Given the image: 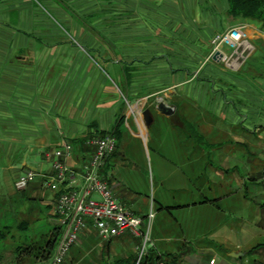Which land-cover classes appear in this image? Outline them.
I'll use <instances>...</instances> for the list:
<instances>
[{
    "label": "crops",
    "instance_id": "crops-1",
    "mask_svg": "<svg viewBox=\"0 0 264 264\" xmlns=\"http://www.w3.org/2000/svg\"><path fill=\"white\" fill-rule=\"evenodd\" d=\"M7 1L0 3V9L2 6L4 8L3 4ZM68 1L74 10L83 12L81 19L89 22L87 27L90 29L93 25L90 22L93 19L102 18L100 14L106 8L105 3L108 0ZM111 1L114 3V10L116 7L120 14H127L125 16L129 17L125 21L131 24V35L219 29L225 23H228V27L225 28L235 26V17L229 12L228 0ZM57 11L62 15L67 14L60 8ZM123 16L120 18L122 19ZM67 20L70 21L68 17ZM3 25L5 24L0 20V30ZM243 25H245L244 31L247 34L248 43L250 41L248 32H256L258 34L256 40L262 39L264 42V26H256L248 21L243 22ZM255 46V48L258 47L256 42ZM222 51L227 56L226 50L222 49ZM39 77L33 70H23L14 65L10 58L0 57V130L3 129L2 124L10 130L17 129L20 125L18 124V113L26 114L25 126L33 129L31 136L21 144L24 156L19 155L20 142L17 141L16 136L12 134L6 138L0 131V177L2 179L0 183V231L3 232L0 236V264H3V258L10 256L12 264H21L16 260V253L17 248L24 245L25 234L28 231L25 230V226L31 229L36 222L45 221L47 223L42 227L35 226V232H40L42 236L49 238L59 225L55 211L56 195L47 190L40 180L31 183L25 191H19L14 186L16 179L23 173L22 169L28 168L48 176L53 175L52 160L48 159L47 153L55 152L63 141L60 138L62 129H59L58 114L54 117L56 123L50 121L55 100L54 94L47 87L45 88V83L41 84L38 81ZM171 77H174V73ZM192 82V78L184 77L178 81L177 86L182 87ZM207 95L210 94L207 93ZM238 95L229 91L222 92L220 99L216 101L217 104L207 102V99L202 100L201 95L202 107L198 106L201 109L200 116H206L207 112L213 110L218 116L217 119L225 123L229 119L231 124L217 125V121H209V117L203 118V126L198 132L192 123V110L185 102L190 96L185 92L175 93L168 101L165 100V110L160 109V105L154 107V111L147 110L149 116L143 115V119L141 117L138 119L137 110L130 108L131 112L126 113L125 118V124L127 123L128 127H121L123 137L117 140L115 154L102 169V174L112 185L117 198L129 208L133 198L121 192L124 186H128V183L119 175L120 168L117 169V176H120V179H116L114 168L111 166L113 162L121 166L125 163V152L121 153V151L125 149L123 141L129 136V129L132 130L130 120L138 131L134 134L137 138L142 135L147 140L153 139L152 126L158 116L171 122L175 129L183 130L187 139H196L199 134L207 136V140L203 139L198 144L193 143L190 147L186 142L176 141L173 147V157L176 159L174 165L177 170L174 176L175 205H169V197L165 194L158 198L160 201L154 200L159 209L158 214L153 213V220L156 222L159 217V222L164 224L163 228L157 231L156 223L153 224L152 220L151 247L158 254L164 253L178 257L181 264H205L206 255L211 256L208 264H217L215 258L216 255L218 256V250L228 251L226 252L228 256L230 253H241L231 251L230 244L233 245L234 242L238 244L237 249L239 250L246 247L249 248V252L257 251L260 255L264 251L262 243L251 246L252 241L264 238L262 213L261 217L257 218L258 220H255L254 216L251 222L240 226H236L232 219V203L237 198L241 199L244 208L234 211L236 214L234 219L240 216L243 222L247 221L246 211L257 198L263 200L260 205L262 204L261 209H264V178L262 176L264 119H261V122L255 121L254 124L247 125L249 120L247 115L229 116V108L235 103L243 107L249 106L251 111L264 110V85L260 88H248L246 95L242 93ZM239 97L243 101H239ZM92 110H94V119H79L77 114L80 111H75L72 115L70 114L69 121L64 123L67 126L62 127L64 128L62 132L66 136L64 140L73 146L72 157L75 167L72 168L78 170H82L89 162L93 155V148L87 143L82 147L75 140L88 139V134L95 136L98 131L112 132L117 126L115 117L107 120L102 117L103 110L96 107ZM55 125L57 126L55 131H51V126ZM40 127L42 129L38 130ZM227 130H231L232 134ZM227 134L229 136L225 138ZM198 159L205 161V165H202L205 170L199 176L196 175ZM164 181L162 179L160 183ZM151 211L143 217L147 218ZM174 230H176L175 233ZM79 239L80 242L70 252L69 264H113L118 259L139 255L142 249L141 239H136L131 235H124L110 241L99 239L93 226H89ZM239 241L243 245H240ZM201 242L205 246H196ZM22 255H24L23 260H26L27 255ZM241 257L244 256H233L237 259ZM220 263L240 264L237 261L225 259V257Z\"/></svg>",
    "mask_w": 264,
    "mask_h": 264
},
{
    "label": "rangeland",
    "instance_id": "rangeland-1",
    "mask_svg": "<svg viewBox=\"0 0 264 264\" xmlns=\"http://www.w3.org/2000/svg\"><path fill=\"white\" fill-rule=\"evenodd\" d=\"M113 4L111 0L106 1V8L100 14L102 18L93 19L90 22L93 24L90 29L87 27L89 22L81 19L83 12L74 10L68 0H8L3 4L4 8L2 6L0 9V20L5 24L0 30V57L10 58L14 65L23 70L37 72L40 76L38 81L41 84L45 83V88L54 94L50 121L56 123L54 117L58 114L59 129L63 130L64 126H67L64 123L69 121L70 114L75 111H80L77 114L79 119H94L92 110L94 107L103 110V118L108 120L115 117L116 124L121 120L122 127L126 128L128 126L125 124V118L126 113L131 112L130 108L137 110L138 119L140 117L143 119L147 110L154 111V107L164 104L173 94L185 92L191 98L185 102L192 110V123L198 132L203 126V118L209 117V121H217V125L225 123L217 119L218 116L213 110L207 112L206 116H200L201 109L198 106L202 107L201 95L202 100L207 99V102L215 103L220 99L222 92L246 95L248 88H260L264 85V42L262 39L256 40L258 35L256 32H248L249 45L252 48L250 54L242 62L241 52L232 59L231 63L239 58L236 67L227 63L228 57L234 52L228 46L222 47L226 50L228 56L226 59L219 62L213 59L215 53L213 40L224 31L243 25L246 21L261 26L253 19L234 18L235 26L230 28H225L228 27V23H225L219 29L131 35V24L125 21L129 17L125 16L127 14H120L116 7L114 10ZM13 6L14 8H11ZM58 8L67 14H60ZM184 77L192 78L193 82L182 87L177 86L178 81ZM238 100L243 101L242 98ZM229 110L230 117L247 115L249 117L247 125L264 119V110L251 111L249 106L243 107L235 103L231 104ZM25 116V113H18L20 125L17 129L10 130L2 124L3 129L0 130L2 136L6 138L12 134L16 136L20 142L21 156H24L21 144L26 142L33 131L32 127L25 126ZM129 122L132 124V130L129 129V136L123 141L125 149L121 151L125 152V163L121 166L113 162L111 167L114 168L116 179H120L121 176L128 183L121 192L133 198L129 208L141 217L151 210L156 215L159 208L154 200L160 201L158 199L160 196L165 194L169 197V205H175L174 176L177 170L174 165L176 159L173 157L174 144L176 141L186 142L190 147L193 143L198 144L203 139L207 140V136L201 135L202 140L187 139L183 130L175 129L171 122L158 116L152 126L153 139L147 140L142 135L139 138L134 137L138 131L132 120ZM226 123L231 124V120L228 119ZM56 127L51 126V131H55ZM40 129L42 128L38 130ZM62 130L60 138L64 139L66 136ZM90 130L92 132V127ZM228 131L232 134L231 130ZM228 136L229 134L225 138ZM121 137L122 134L118 140H121ZM79 140L82 139L75 141ZM73 162L71 156L67 160V165L75 167ZM204 162V159L196 161L198 169L196 175L204 172L205 169L202 167L205 165ZM118 168L121 169L120 176H117ZM22 170L24 173L32 169ZM161 178L165 180L164 183H160ZM233 201L232 219L236 226L251 222L254 216V219L258 220L261 213L264 219V209L262 210V204L260 205L262 199L253 200L252 206L245 214L247 221L244 222L238 215L234 219L236 216L234 211L244 208L241 199ZM159 221L158 217L156 222L155 220L152 222L156 223L157 231L163 228L164 224ZM46 223L38 221L34 225L42 227ZM35 226L29 230V235L34 237L32 240L36 246H44L48 237L35 232ZM202 243L196 246H205ZM239 243L243 245L240 241ZM259 243L264 244V238L252 241L251 246H257ZM237 245L235 242L233 245L230 244L231 251L241 252L235 254H242L244 257L233 258L234 253L228 256L226 253L228 251L218 250V256L215 258L217 264H221L223 257L240 264H264V251L260 255L257 251L249 252V248L246 247L239 250ZM139 253L141 254L140 251ZM10 257L3 258V264H12ZM210 258L209 255L205 256V264L209 263ZM69 259L64 264H69ZM37 261L30 257L22 260L21 264H50L49 261Z\"/></svg>",
    "mask_w": 264,
    "mask_h": 264
},
{
    "label": "built area",
    "instance_id": "built-area-1",
    "mask_svg": "<svg viewBox=\"0 0 264 264\" xmlns=\"http://www.w3.org/2000/svg\"><path fill=\"white\" fill-rule=\"evenodd\" d=\"M244 30L245 26L240 24L218 35L213 40L215 52L223 53V46L238 50L242 43H248ZM87 143L93 148V155L82 170L67 165V159L73 155V146L63 139L59 149L47 153L48 159L52 160L53 175L27 170L14 182L17 190L25 191L31 183L40 180L56 195L55 211L62 232L52 264H64L68 260L73 247L80 242V235L89 226H93L99 239L106 241L124 235L141 239L142 257L152 246L154 214L151 211L145 218L127 208L102 174L104 165L117 149V138L113 134L92 136ZM262 176L264 178V169Z\"/></svg>",
    "mask_w": 264,
    "mask_h": 264
},
{
    "label": "trees",
    "instance_id": "trees-1",
    "mask_svg": "<svg viewBox=\"0 0 264 264\" xmlns=\"http://www.w3.org/2000/svg\"><path fill=\"white\" fill-rule=\"evenodd\" d=\"M1 2L2 0H0V3ZM228 3L230 6L229 12L233 17H242L249 20L253 19L256 23L260 24L261 26H264V0H228ZM122 124L123 123L120 120L117 123L115 129L112 130V132L98 131L96 132L95 136H105L107 134H113L118 140L119 135L122 133ZM92 136L93 134H88V139L84 138L83 140H79L77 142L84 146V144L86 145L89 138H91ZM196 139L202 140V136L199 135L198 137H196ZM29 229L30 227L25 226V230L28 231L25 234L24 245H20L17 248V262H21L23 260L24 255L22 254L25 253L27 255V259H30V257H32L33 259H35V261H49L50 264H52L53 258L55 256L54 253L60 242L62 232L61 226L58 225L53 234L47 239L44 246L35 245V241L32 240L34 237H30L29 235ZM2 233L3 232L0 231V236ZM256 249H258V247H256ZM160 262H163L164 264H181L178 257L164 253L158 254L156 251H154L153 247H149L145 255H143L142 257L141 254L131 255L127 259H118L113 264H159Z\"/></svg>",
    "mask_w": 264,
    "mask_h": 264
},
{
    "label": "bare ground",
    "instance_id": "bare-ground-1",
    "mask_svg": "<svg viewBox=\"0 0 264 264\" xmlns=\"http://www.w3.org/2000/svg\"><path fill=\"white\" fill-rule=\"evenodd\" d=\"M239 48H240V51L239 52H241V56H242V58H240V59H241V62H242L244 60V58L250 54V52L252 51V48H251V46L248 43H245V42L242 43ZM234 57L235 56L228 57L227 63H229L230 65H233V66L236 67L237 64H238L236 61H238L239 58H237L233 63H231L232 62V59Z\"/></svg>",
    "mask_w": 264,
    "mask_h": 264
},
{
    "label": "water",
    "instance_id": "water-1",
    "mask_svg": "<svg viewBox=\"0 0 264 264\" xmlns=\"http://www.w3.org/2000/svg\"><path fill=\"white\" fill-rule=\"evenodd\" d=\"M240 51V48L237 50V51H235V52H233V55L232 56H236L237 54H238V52ZM228 56H226V54L225 53H222L221 51H216L215 53H214V55H213V59L214 60H217L218 62L219 61H223L224 59H226ZM160 109H162V110H165L166 108H165V106H164V104H161L160 105V107H159ZM147 116H149V111H146L145 112V117H147ZM235 257H240V256H242V254H233Z\"/></svg>",
    "mask_w": 264,
    "mask_h": 264
}]
</instances>
